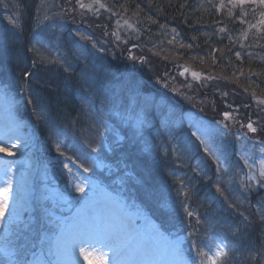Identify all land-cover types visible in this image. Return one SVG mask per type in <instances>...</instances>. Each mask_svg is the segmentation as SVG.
<instances>
[{
	"label": "rangeland",
	"instance_id": "rangeland-1",
	"mask_svg": "<svg viewBox=\"0 0 264 264\" xmlns=\"http://www.w3.org/2000/svg\"><path fill=\"white\" fill-rule=\"evenodd\" d=\"M56 0H43L39 3L38 7H35L34 10H32L30 7L31 2L30 0H0V49L4 54H6V57L9 62L13 63H19L22 64L21 67L25 68L27 63V59L31 58L33 61L34 59L39 61L40 55H43L45 57V62L35 63L33 69H35V73H40V71L43 69L45 70L47 66L51 65H62L65 63L69 58H67V54L62 52L59 53L60 50L54 48L52 44L46 41L47 35L45 33L46 28H51L50 31L56 32L58 39L61 43H64L62 41L63 38V31L65 36V41L67 38L69 39H75L78 40V42L84 43V41L80 38V34H84V32L88 33L90 36H94L97 38L98 44H96V49L94 51V55H100L105 61V63H108L110 59H112L114 62L118 63L119 66L124 67V69H130L131 71L128 73L131 80L135 84V82L143 87L146 86V88H150L151 91L149 94L146 95L148 99H150V102H153L155 106H158L156 108V112L160 116L161 124H163L162 128L164 129V124L168 120L172 124L173 131L180 130L179 122L182 120L187 125V130L191 133L197 132L198 135L201 134L203 130H206L208 128L212 127H221V125H217L212 119H220L221 116L219 113L222 110H228L224 108L223 100H227L228 103L232 104L233 107H239L240 111L239 113H233V116L235 117V120H244L246 122V118L250 117L253 121L258 119V116H264V111H261V108H264V105H259L258 101L254 99L253 94L245 91V88L243 86H240L238 84H234L231 82V79H223L220 75L219 78L208 80L206 78H199L195 80L196 78H189L186 74L180 75L181 71H184V68L180 66V61L182 59L184 60V64L188 67H192L195 63L194 58L192 56L189 57V53L187 49H191L190 47H181V43L178 41L179 32H173L172 29L165 28V26H161L156 30L151 31V26L147 27L146 29V37L143 39V43L139 44V49L137 50L135 48H132L131 55L140 57L143 55L146 59V63H139L138 61L130 60L129 53H122L119 45L117 42L110 41L112 39L110 37V29L108 27V21L115 22V19L120 18V14L126 13V8L123 10L121 8H118L116 11L118 12L115 15V18H110L108 21L96 22V21H89L88 17L89 15L86 14L85 11H88L89 9H82L79 7V5L76 3V0H69L70 3H74L79 9H74L73 11L67 13V10H64L61 6H57L58 3L55 2ZM63 1V0H62ZM217 2L218 4L221 2V0H198V3L194 1L193 5L192 3L189 5L191 6H197V9L201 7L202 11H206V9L212 10V3ZM225 5H227V0H223ZM211 6V7H210ZM207 7V8H206ZM209 7V8H208ZM230 7V6H228ZM117 8V7H116ZM192 8V7H191ZM206 8V9H205ZM98 7L93 4V11H91V15H95L97 17V20L102 19H108L107 16L103 17L100 10H98ZM255 10V12H253ZM130 11V10H128ZM203 11V12H204ZM223 12L221 15L223 16L224 22L230 23L229 20L234 23V17L240 15L242 20L246 21L250 16L257 14L258 17L256 21L260 19L259 13L261 9L252 4H245L241 8L233 9L234 15L229 17L228 16V8L222 9ZM37 12V13H36ZM36 13V14H35ZM93 13V14H92ZM128 13V12H127ZM214 13V12H213ZM209 14V15H213ZM245 13L247 15H245ZM131 14V13H130ZM27 15L33 16L36 20V27L31 29H24L23 25L24 22H27L30 20ZM101 19H100V16ZM127 15V14H126ZM94 16V17H95ZM135 17V15H132V17ZM217 17H220L219 14ZM68 18V22L66 21V27L65 30H62L61 26L62 23H58L59 19ZM221 18V17H220ZM65 20V19H64ZM222 20V19H221ZM89 21V22H87ZM224 22H220L215 27L212 26H206L205 27H198L196 28L194 37L196 39V43H205L207 44L208 40L211 39V37L214 36V34H218V38L222 37V35L226 38V36L232 37L229 39L232 44H239L241 45L240 48H242V42L244 43L246 40L244 38V33L246 29L249 30V35H247V38L250 37V35L258 36L260 34H263L261 32V29L258 28H249L246 27L245 23H242L240 26H238L236 23H234L232 30L230 33V27L225 26ZM55 23V24H53ZM204 25V24H203ZM109 26H111V23H109ZM107 27L108 29L104 28ZM37 28H43L41 32L38 31ZM212 28V29H211ZM220 28H225L227 31L220 32ZM152 29H154L152 27ZM2 30V31H1ZM217 30V31H215ZM247 30V31H248ZM264 30V29H263ZM48 31V33L50 32ZM235 32V33H234ZM105 33H108V35H105ZM234 33V34H233ZM178 34V36H177ZM44 35V36H43ZM105 37V43H102V40L100 37ZM169 41H172V43H169ZM195 41V40H194ZM66 43V42H65ZM85 44V43H84ZM112 44V45H111ZM201 44V45H202ZM59 45H61L59 43ZM189 45V44H188ZM203 46V45H202ZM65 48V46H64ZM104 49L101 51L100 49ZM97 50V51H96ZM206 55V54H205ZM74 56L81 59V55L78 52L74 53ZM79 62V61H77ZM76 62V63H77ZM82 63V62H80ZM38 64V66H37ZM8 69L9 76H7L12 81H16L14 78V71L10 63H8ZM39 66L45 67L42 69H39ZM69 65H67L68 68ZM71 68L74 70L77 69L78 65H70ZM236 67H242V65L237 66L234 65L233 68ZM47 72V70H45ZM55 72V70H54ZM53 72V74H54ZM66 72H70L69 70ZM81 72V70H79ZM84 74L91 77L94 74V71L90 69V67L84 68ZM211 74H215L210 73ZM83 75V74H82ZM96 76V75H94ZM213 77H216L215 75H211ZM109 77V76H108ZM34 79L36 81H39L40 84L43 87H47L48 85H45V79L52 80V78H46L40 76L39 78L37 76H34ZM55 79V78H53ZM108 79V78H107ZM114 75H112V78H109V84L105 86V92L106 99L104 100V103L100 105V109L102 112H109L112 111V107L108 106L111 104L109 101L116 99L118 92L121 91L120 85L117 83V80H113ZM111 80V81H110ZM234 80V79H232ZM122 81V80H120ZM235 81V80H234ZM19 82V81H18ZM34 83V82H33ZM84 80L82 84H84ZM35 84V83H34ZM36 85V84H35ZM150 86V87H148ZM158 88H160L164 92L170 93L176 99L178 102L180 101L182 104H184L189 110L191 111L186 116L182 114L177 116L175 115L174 109H167V106L169 102L164 99V93L162 91H158ZM148 90V89H147ZM158 91V92H157ZM259 91L258 89L256 92ZM94 92V91H93ZM223 92H228V96L226 98L222 97ZM262 92V91H261ZM152 95L154 98L152 99ZM142 97H145L144 95ZM261 100H264V96ZM80 102V101H79ZM82 103V104H81ZM81 106L83 109H87L89 106V103H83L81 102ZM146 103L145 110L153 109V105ZM27 104V103H26ZM247 104L249 107L245 108L244 105ZM42 108L44 110L43 113V119L41 118V121L44 125H47L49 123L47 122V118L45 120V111L46 106L42 104ZM173 118L175 119L173 121ZM180 119V120H179ZM178 121V122H177ZM86 122V121H84ZM235 125L236 122L232 121ZM181 123V122H180ZM238 125V123H236ZM260 125L264 126V121H260ZM256 126V125H254ZM200 130V131H198ZM248 134L250 133L246 128H244ZM251 137H248V135H241L240 137L235 138L236 136L229 137V135L226 138L217 137L215 139H210L208 136H203L202 138L205 140L204 144L200 143V140H198L195 136H192L194 139L198 140V143L203 148L208 147L210 149L211 154V160L213 161V174L217 177L216 179H213V182L215 185L219 184L221 187L224 184H227L229 179H235L237 178V181L234 182V188L237 190H243L245 189V185H250L252 188H258V178H259V172L262 168V165H264V152H261V148H264V143H259V141H264V131H261L260 128H258L257 133H253V135H250ZM185 137V136H183ZM191 137V138H192ZM160 138H164V132L161 133ZM192 138V139H193ZM134 139V138H133ZM131 139L130 141H132ZM235 139V140H234ZM136 142H138V145L136 147H133V145H128L120 149L113 150L117 154H121L123 152H127V163H122L116 159H111L109 163H105V161L101 158L94 159V162L97 163L96 172L94 173L97 176L103 177L104 175L106 177L113 178L114 176H118L121 171H126L130 176L143 178L142 174V168L139 165L132 164L130 160L132 157H135L138 154V151H136L139 147V140L137 139ZM192 141L188 138L185 140V142H182V146L178 149H174V156L176 158H180L188 156V152L191 149ZM234 143H237V148L234 146ZM104 146V142L102 143ZM120 143L115 144L119 145ZM260 144V145H259ZM96 146H100L99 142H96ZM114 148V147H113ZM111 148V151L112 149ZM119 148V147H118ZM56 149V148H55ZM33 159L35 158V153H37V150L32 151ZM31 156V155H30ZM219 158V164H217L216 158ZM119 158V157H118ZM28 158V160H30ZM77 160H84L86 161L87 158L84 156H76ZM122 163V165H120ZM141 165V163H140ZM84 167L90 166L93 167L91 164L82 165ZM32 171L35 170L36 164L35 161L31 164ZM219 168V171L217 169ZM82 177H78L73 182V188H70L72 192L75 194V197L73 196L71 199L74 198V202L71 203L70 206H73L68 208L72 211L78 206V200L75 199L80 193L76 191V186H82L88 187L91 192V197H104L105 199H109L114 203H117L121 207L124 203L122 195L120 196H111L107 192V188L105 186H101L97 179L95 178H89L87 174L83 173L81 174ZM251 175H255L257 179L249 180L248 177ZM104 176V177H105ZM51 181V180H50ZM114 183L116 184L120 194H123L124 189H122L123 181L118 180L117 178L113 179ZM138 186H140L144 193H146V188L142 183H137ZM122 186V187H121ZM163 187V183H158L156 185V190L158 193L161 191ZM147 194V193H146ZM61 197H63V200H68L66 198L67 196L59 193ZM150 198H152L153 202L155 204H161L160 196L153 197L150 194H147ZM70 197V196H68ZM62 199V198H61ZM226 199H229L231 201H239V200H233L234 197L226 195ZM4 225L6 222H4ZM152 227L156 232V235L161 237L162 232L159 231V229L155 226V224L152 223ZM10 229V228H9ZM2 228V232H0V243L4 244L7 242H13L17 235L20 234H11V229ZM13 229V228H12ZM4 230V231H3ZM18 233H20V230H15ZM30 237H33L31 235ZM165 238V237H164ZM50 238L48 242L51 240ZM56 241L57 239H54L49 242L50 246H52V250L56 251ZM167 243V242H166ZM169 244V243H168ZM166 244L165 246H168ZM2 247V246H1ZM0 247V248H1ZM4 248L0 250V255H10V252L12 251L9 249V246H3ZM221 248V247H220ZM217 249V248H216ZM55 254V252H54ZM45 255V254H44ZM60 264H63L64 260L59 257ZM221 259V257H220ZM181 260V259H180Z\"/></svg>",
	"mask_w": 264,
	"mask_h": 264
},
{
	"label": "trees",
	"instance_id": "trees-1",
	"mask_svg": "<svg viewBox=\"0 0 264 264\" xmlns=\"http://www.w3.org/2000/svg\"><path fill=\"white\" fill-rule=\"evenodd\" d=\"M36 1L37 0H30L31 5L29 8L34 10L35 7H37ZM194 1L198 3V0H151V3L150 0H101V2L105 3L108 8L99 10L102 16H107L108 19L97 20V17L95 16L97 13L91 15L90 10L85 12L90 16L88 17L89 21L103 23V21H108L110 18H115L113 13L117 14L118 12L116 10L121 8L119 5H124L121 9L123 10L126 8V13L120 14V18L115 19V22H107L109 29L111 28L110 32L112 33L115 31L121 37L120 41H116L115 37L110 34V37L112 38L111 40L117 42L122 53H126L127 51H125V49L131 48L132 44H137L139 47V44L143 43L142 41L146 37L145 34L147 27L151 25L154 28L152 29L151 27V31H155L156 28L158 29V27L160 28L161 26H165V28L172 30L175 29V32H179L178 34L181 36L182 44L191 45V49H187L189 53L186 54H188L189 57L192 56L194 58L196 64L192 66L193 68L201 70L206 76H209L210 73L214 72L215 74L211 75H215L216 78H219L220 75L223 79H231L232 83L247 88L248 92L252 94L255 93V96L252 97H254L256 101L261 100L264 96V60L261 59V57H264V47H261V45H264V33L254 37L250 35L249 38L245 39L246 41L244 43L242 42V48H240L241 45L232 44V42L229 41V38L231 39L232 37L228 38L226 36L225 38L223 35L220 39L214 35L210 40H208L207 44H197L194 37L196 28H208L206 26L215 27L220 24V22H224V19L217 8L214 7V5H218V3L211 5L212 10L207 11L208 9H206V7V11L203 10V12L201 7L197 9L196 5L191 6L192 8L189 6L191 3L193 5ZM83 3L86 5H92V11L93 4L98 7V5L94 3V0H83ZM59 5L61 7L63 6V9L67 10V13L71 12L72 9H79L78 5L76 7V5L74 3H70L69 0H61ZM137 5H139V7H137ZM181 5H184V7H181ZM134 13H138V15H135ZM212 13L213 15H209ZM218 14L221 18L217 17ZM132 15H135V17H132ZM27 16L30 20L28 23L24 22L23 28L32 30L36 27V22H32L34 20L33 16ZM148 17H151L155 23H152ZM254 17L253 20L250 16L245 23H248V26L249 24H254L256 18ZM240 19H242L240 15L234 17V23L238 26L242 24ZM117 21H119V24H117ZM229 22L230 23L224 22L227 27L232 25L228 33L231 32L232 27L234 26V23L230 20ZM109 23H111V26H109ZM129 25H131V27ZM37 29L41 32L43 28ZM134 29H137L138 31H134ZM247 30L248 29L245 30V33L249 35V30ZM236 52L240 53V59H237L235 55ZM202 53H205L206 55L208 54L209 56L204 55L203 57H199ZM249 53H251V56L248 55ZM213 57H215V59ZM184 63L185 62L182 59V61H180V66L185 65ZM108 64L112 65V67L117 70L122 68V66H119V64L113 62V60H109ZM234 65H242V67L233 68ZM45 77L50 78V75ZM58 78L59 77H57L56 80ZM68 78L69 77H63L60 81L57 80V82L45 79V85H48L47 88L36 87L35 84L33 86L37 92L38 101L40 103H44L46 109L50 110L53 109V107L63 109V106L65 105L67 112L70 110L69 113L71 112L73 115L71 118L72 122H75L78 119V114L74 111L75 108H73L67 100L69 92L65 91V84L67 83ZM19 81L22 84V88L25 87V89H28V87L32 85V82L29 79H26L24 74L19 76ZM37 84L38 86L41 85L39 81H37ZM257 89L259 91L256 92ZM164 162H168L174 166L176 165L175 161H173L169 156H166ZM161 168L164 169V172H167L164 167ZM199 191V189H196L192 192V195L199 193ZM199 196L200 195L195 196L194 201L201 206L204 204V201H200ZM254 226L251 227L250 232L248 233L247 240L250 242L253 240L252 231H254Z\"/></svg>",
	"mask_w": 264,
	"mask_h": 264
},
{
	"label": "snow or ice",
	"instance_id": "snow-or-ice-1",
	"mask_svg": "<svg viewBox=\"0 0 264 264\" xmlns=\"http://www.w3.org/2000/svg\"><path fill=\"white\" fill-rule=\"evenodd\" d=\"M76 3L82 9L86 8L91 10L92 8V5H86L85 3H83V0H76ZM94 3L98 5L97 12L99 9L108 8V6L105 3H102L101 0H94ZM245 4L256 5L261 9L259 13L260 19L257 21L256 24H249V28L264 29V0H227V5H225L223 0H221V2L218 5H214V7H216L218 11L225 9L227 7L228 16L231 17L234 15L233 9L241 8ZM119 7L123 8L124 5H119ZM137 7H139V5H137ZM181 7H184V5H181ZM253 12H255V10H253ZM134 14L138 15V13H134ZM113 15H116V13H113ZM245 15L247 14L245 13ZM148 19L152 23H155V21L152 20L151 17H148ZM240 22L245 23L246 21L241 20ZM117 24H119V21H117ZM129 26L131 27V25ZM134 31H138V30L134 29ZM173 31H175V29H173ZM219 31L225 32L227 30L225 28H220ZM105 35H108V33H105ZM111 36H114L116 41L121 40V37L115 31L111 33ZM80 38L86 41L92 39L91 36L85 34H80ZM244 38L247 39L246 33L244 35ZM169 43H172V41H169ZM92 46L95 48L96 43H93ZM136 47H138L137 44H132V48H136ZM181 47H191V45L182 44ZM261 47H264V45H261ZM132 48L125 49V51L129 53L128 58L133 61H138L141 64L146 63V59L143 55H141L140 57L131 55ZM100 50L103 51L104 49L101 48ZM235 55L237 59H240L239 52H236ZM248 55L251 56V53H249ZM213 58L215 59V57ZM261 59L264 60V57H261ZM37 62L40 63L45 62V57L43 55H40L39 61L35 59L33 60L34 64ZM70 68L71 66L69 65L68 68L65 69V71H68ZM188 71L189 70L185 68L184 71L180 73V75H184V73ZM29 75H31V73L27 71L24 72V76H29ZM191 75L193 76V78L196 79L200 78V73L192 72ZM206 79L212 80V79H216V77L209 75L206 77ZM245 91H248V89L245 88ZM221 95L222 97L226 98L229 94L228 92H223ZM253 96H255V93H253ZM31 102L32 101L29 100V103ZM222 102L224 104V108L228 110H222L219 113L222 119L215 122L217 125H221V127L208 128L206 130H203L200 135H198L197 132L191 133L192 136H195L198 140H200L201 144L205 143V140L202 138L203 136H208L210 139H215L217 137L226 138L231 131V126L228 123V121H234L238 123L241 128H247V130L251 133H257L258 128H260L261 131H264V126L260 125V121H264V116H258V119L255 121H253L250 117L246 118V122L244 120L237 121L235 120L233 113L235 112L238 114L240 108L239 107L234 108L233 105L228 103L226 99L223 100ZM258 104L264 105V100H259ZM244 107L247 108L249 106L245 104ZM261 111H264V108H261ZM41 118L43 117L41 116ZM259 143H264V141H259ZM12 147H18V145H12ZM55 147H56V151L59 152L60 155H64V153L61 151L59 142L55 144ZM95 150L96 149L94 148L92 149V151ZM260 150L261 152H264V148H261ZM0 151H5V149L3 147H0ZM204 151L206 153L211 154L210 149L208 147H205ZM7 154L14 155V153L12 152H8ZM216 161L217 164H219L218 157L216 158ZM64 167L67 168L68 165L65 164ZM69 171H71V169H69ZM84 171L88 172L89 169L85 167ZM217 171H219V168L217 169ZM248 179L249 180L257 179V177L255 175H251L248 177ZM257 182L264 183V165H262V168L259 172V178ZM245 186L250 187V185H245ZM11 191H12V181L11 179H9L6 185L3 188H0V219H2L4 216L5 210L7 208L8 195L9 193H11ZM76 191L84 192V188L82 186L77 185ZM216 191L220 192L223 195L224 190L222 189L221 185L219 184L216 185ZM228 206L235 207L236 205L230 203ZM161 207L162 210H164V205H162ZM240 215L243 216L244 213L241 212ZM187 216L192 217L193 212L188 211ZM245 220H247V217H245ZM260 221L264 222V209H261ZM197 223H200L199 218H197ZM93 241L95 243L102 244L110 249L111 264H147L146 261L142 259L140 260L137 259V257H142L147 253L144 249L138 246H133L129 242L127 227L123 222L122 218L120 217V215L118 214V212L115 210H107V209H92L86 207L85 209H82L80 212H78L76 216L72 218L71 223L66 224L62 228L60 235L56 241V254L58 256H63L67 258L68 264H71L70 258L78 250L79 255L83 258L85 264H109L108 254L95 248L94 245L92 244ZM258 242L260 248L264 249V240H260ZM84 244H87L88 247L81 246ZM198 252L200 255L207 257V264H217V258L228 255L219 246H217L216 252L212 256H208V254L203 252L202 250H198ZM170 253L177 258L180 257L181 252L178 241L171 246ZM176 264H179V260H177ZM258 264H264V252L261 253V258Z\"/></svg>",
	"mask_w": 264,
	"mask_h": 264
},
{
	"label": "bare ground",
	"instance_id": "bare-ground-1",
	"mask_svg": "<svg viewBox=\"0 0 264 264\" xmlns=\"http://www.w3.org/2000/svg\"><path fill=\"white\" fill-rule=\"evenodd\" d=\"M4 112H6L5 108H0V126L2 128H5L6 132L12 133L14 137H18L14 130L15 128L13 127L12 124H8L3 116ZM19 144L18 147H10L6 144V142L2 139L0 142V147H3L5 151H0V175L5 174L11 166L8 165L9 163H12L14 160H21L22 156H20L21 153L25 151L24 144L28 142V139L26 137H19ZM8 152L14 153V155H8ZM31 149L27 151V153H30ZM24 158V157H23ZM24 163V160L22 161V164ZM30 167V162L25 161L24 163V168L28 169ZM34 177V172L30 171L28 172L26 177L19 176L17 180L13 182V185L17 187H21L24 189H29V181ZM13 193V192H12ZM9 193L8 199H7V208L5 211L7 212H12L16 213L17 216H19V212L17 209H15L17 203H23L25 200V192H16V193ZM58 199V209L61 213L64 212V209L67 208V205L65 202L62 201L60 197ZM56 224H59V219L58 218H51ZM61 224H59L60 227ZM95 248L105 252L108 254V260L109 264L111 263V253L109 252V248L104 246L102 249H100L96 244H93ZM71 264H85L83 258L79 255V252L75 256H71L70 258Z\"/></svg>",
	"mask_w": 264,
	"mask_h": 264
}]
</instances>
